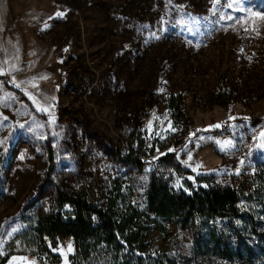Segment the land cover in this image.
Here are the masks:
<instances>
[{
  "label": "rangeland",
  "instance_id": "rangeland-1",
  "mask_svg": "<svg viewBox=\"0 0 264 264\" xmlns=\"http://www.w3.org/2000/svg\"><path fill=\"white\" fill-rule=\"evenodd\" d=\"M52 3L61 13L39 32L60 68L52 112L36 113L0 79L1 253L28 202L50 210L49 194H37L49 164L55 183L116 211H143L152 172L172 189L251 184L264 168V0ZM171 95L181 99L179 120ZM131 146L143 168L117 158ZM148 226L141 264H194L186 231ZM47 248L33 255L38 264L76 262L72 237ZM89 264H106L104 253Z\"/></svg>",
  "mask_w": 264,
  "mask_h": 264
},
{
  "label": "trees",
  "instance_id": "trees-1",
  "mask_svg": "<svg viewBox=\"0 0 264 264\" xmlns=\"http://www.w3.org/2000/svg\"><path fill=\"white\" fill-rule=\"evenodd\" d=\"M15 89L33 110L30 103ZM233 102L229 96L227 103ZM181 99L171 95L168 112L173 120L180 119ZM135 146L117 158L141 168L145 163L133 156ZM169 154L159 162L168 161ZM0 155V201L5 166ZM262 165V164H261ZM264 166V164H263ZM52 164L44 172L37 194L48 193L50 210L28 202L22 209V227L0 252V264L10 255H34L38 247L46 250L47 242L58 247L62 237L74 239V264H89L103 252L106 264H141L146 251L144 242L148 224L167 222L186 231L191 241L190 256L194 264H212L217 260L232 264H264V168L251 184L240 188L229 185H201L172 189L167 181L152 172L144 199L143 211L134 207L114 210V204L101 208L87 202L83 187L65 189L52 178ZM143 220V224L140 223ZM167 264H176L167 258ZM158 263V262H157ZM163 264V261L160 262Z\"/></svg>",
  "mask_w": 264,
  "mask_h": 264
},
{
  "label": "crops",
  "instance_id": "crops-1",
  "mask_svg": "<svg viewBox=\"0 0 264 264\" xmlns=\"http://www.w3.org/2000/svg\"><path fill=\"white\" fill-rule=\"evenodd\" d=\"M52 1L0 0V79L42 115L52 112L61 79L53 44L39 35L61 13ZM34 259L10 255L5 264H38Z\"/></svg>",
  "mask_w": 264,
  "mask_h": 264
},
{
  "label": "built area",
  "instance_id": "built-area-1",
  "mask_svg": "<svg viewBox=\"0 0 264 264\" xmlns=\"http://www.w3.org/2000/svg\"><path fill=\"white\" fill-rule=\"evenodd\" d=\"M194 132V130L193 129H189V133H193ZM158 165H159V163H158ZM42 249H41V247H38V251L40 252Z\"/></svg>",
  "mask_w": 264,
  "mask_h": 264
},
{
  "label": "snow or ice",
  "instance_id": "snow-or-ice-1",
  "mask_svg": "<svg viewBox=\"0 0 264 264\" xmlns=\"http://www.w3.org/2000/svg\"><path fill=\"white\" fill-rule=\"evenodd\" d=\"M230 7H231V5H230ZM228 18H229V19H231V17H230V16H229ZM261 147H264V145H261Z\"/></svg>",
  "mask_w": 264,
  "mask_h": 264
}]
</instances>
